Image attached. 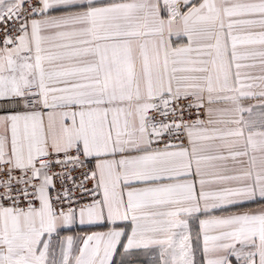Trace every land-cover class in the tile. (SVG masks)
<instances>
[{
    "label": "snow or ice",
    "instance_id": "1",
    "mask_svg": "<svg viewBox=\"0 0 264 264\" xmlns=\"http://www.w3.org/2000/svg\"><path fill=\"white\" fill-rule=\"evenodd\" d=\"M0 264H264V0H0Z\"/></svg>",
    "mask_w": 264,
    "mask_h": 264
}]
</instances>
